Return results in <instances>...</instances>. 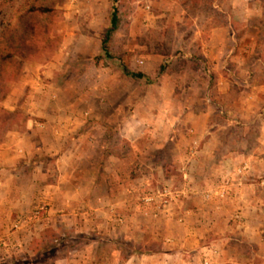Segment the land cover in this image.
Masks as SVG:
<instances>
[{"label":"rangeland","instance_id":"1","mask_svg":"<svg viewBox=\"0 0 264 264\" xmlns=\"http://www.w3.org/2000/svg\"><path fill=\"white\" fill-rule=\"evenodd\" d=\"M16 135L61 147L36 164L100 210L12 213L3 264L17 241L24 264H264V0H0V145Z\"/></svg>","mask_w":264,"mask_h":264},{"label":"crops","instance_id":"2","mask_svg":"<svg viewBox=\"0 0 264 264\" xmlns=\"http://www.w3.org/2000/svg\"><path fill=\"white\" fill-rule=\"evenodd\" d=\"M256 4L255 2L254 5ZM244 5H247V3ZM260 8L261 6H258V9ZM228 36L232 38L231 35L228 34ZM57 134L58 133L50 135L56 137ZM22 137V135H16L9 143L0 145V236L1 234L7 233L9 229H12L13 223L9 220L12 213L23 214L31 209L34 204L39 202H44V205L48 206V217H52L54 212L59 211V209L64 206V209L69 208V217L74 219L80 211H82V213L79 214L80 219L85 216L86 218L87 216L92 217V215L98 216L100 209L97 208L100 205H93V207L87 211V200L85 198L87 194H84L83 190L80 188H74L72 192L67 188L66 184H70L71 186L75 185L76 182L70 181L69 179L62 180V178H60L57 182L50 183L48 180V170L45 169L42 163L36 164V153L59 152L61 151V147L56 148L52 146V148L50 147L47 149L44 146L39 149L37 146L31 144L24 146V144H22ZM36 143H38V141ZM60 158L61 159L57 162L60 163L58 164V168L63 169L64 166H62L61 163L68 166L69 162L66 161H68L69 158L66 156ZM102 198L98 199L101 200ZM113 206L114 205H112V207ZM260 218L261 216L259 215L258 219ZM97 222L98 219H96L94 223ZM90 223H93L92 219ZM246 225V221H243V225L240 224L238 227L246 230ZM255 229H257V227H255ZM13 248L15 250V255L18 254L19 256H14V260L11 259L7 264H24L27 261L29 262V259L34 255V250L30 249L25 242L17 241L15 245H13ZM6 250L9 251V249ZM73 261L69 262L66 260L65 263L74 264L75 262ZM206 261L207 264H209L208 260ZM0 264L3 263L0 262Z\"/></svg>","mask_w":264,"mask_h":264},{"label":"built area","instance_id":"3","mask_svg":"<svg viewBox=\"0 0 264 264\" xmlns=\"http://www.w3.org/2000/svg\"><path fill=\"white\" fill-rule=\"evenodd\" d=\"M224 195H225V192L222 191L220 193V196L223 197ZM167 197H168V194L166 193L165 189L164 190H157L155 193L143 198V202L147 205H153V210L158 211L160 209L166 208V204L168 202ZM40 211H42L41 208H39V210L34 212L33 216H35V218H37ZM145 215H147V214L145 213ZM154 216H156V215H154ZM21 225H22V220L19 219L17 221H14L13 225H12V229L18 230Z\"/></svg>","mask_w":264,"mask_h":264},{"label":"trees","instance_id":"4","mask_svg":"<svg viewBox=\"0 0 264 264\" xmlns=\"http://www.w3.org/2000/svg\"><path fill=\"white\" fill-rule=\"evenodd\" d=\"M118 16H117V11L116 10H113L111 15H110V19H109V26L106 30V33H105V37L104 39L102 40V49L107 52V43L110 39V37L112 36V34L118 29ZM125 73L133 78H141L142 75L141 74H133V73H130L129 71L127 70H124Z\"/></svg>","mask_w":264,"mask_h":264}]
</instances>
